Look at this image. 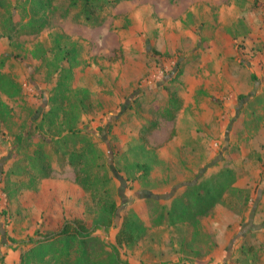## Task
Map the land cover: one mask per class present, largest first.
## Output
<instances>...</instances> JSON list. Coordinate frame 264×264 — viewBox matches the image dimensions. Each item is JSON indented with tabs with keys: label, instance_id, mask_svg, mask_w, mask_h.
Returning <instances> with one entry per match:
<instances>
[{
	"label": "rangeland",
	"instance_id": "1",
	"mask_svg": "<svg viewBox=\"0 0 264 264\" xmlns=\"http://www.w3.org/2000/svg\"><path fill=\"white\" fill-rule=\"evenodd\" d=\"M38 1L0 0V264L92 226L107 195L119 209L96 235L146 226L119 246L130 264H264V0ZM225 168L234 190L211 214L170 218Z\"/></svg>",
	"mask_w": 264,
	"mask_h": 264
},
{
	"label": "trees",
	"instance_id": "2",
	"mask_svg": "<svg viewBox=\"0 0 264 264\" xmlns=\"http://www.w3.org/2000/svg\"><path fill=\"white\" fill-rule=\"evenodd\" d=\"M38 3L39 7L49 5L45 0ZM83 3L84 9L87 10L95 1L84 0ZM70 132L72 137L77 136L74 130L71 129ZM75 151V148L70 151L72 155L68 162L77 170V182L83 185L81 172H87L89 149L83 147L80 152ZM78 164L82 166L80 173ZM141 167L144 172L148 171L149 167L145 163H142ZM235 180L236 175L230 168H225L208 178L199 180L198 177L195 182L186 185L189 202L184 196L175 198L171 208L167 210L170 218L175 221H184L186 218L198 221L201 217L211 214L216 205L223 202L226 195L234 190ZM105 200V203H100L92 226L88 227L83 220L76 219L65 222L63 228L54 236L31 239L33 245L21 252V264H130L128 260L121 258L119 248L123 245L135 247L142 239L146 226L138 215L125 217L119 226L117 244L107 243L95 232L99 229L107 230L114 224L119 206L109 195ZM96 250L99 252L96 253Z\"/></svg>",
	"mask_w": 264,
	"mask_h": 264
}]
</instances>
